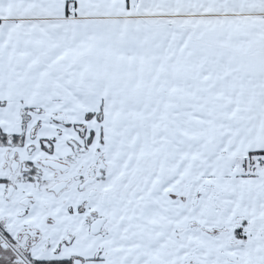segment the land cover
Here are the masks:
<instances>
[{
    "label": "snow or ice",
    "instance_id": "snow-or-ice-1",
    "mask_svg": "<svg viewBox=\"0 0 264 264\" xmlns=\"http://www.w3.org/2000/svg\"><path fill=\"white\" fill-rule=\"evenodd\" d=\"M0 264H264V0H0Z\"/></svg>",
    "mask_w": 264,
    "mask_h": 264
}]
</instances>
